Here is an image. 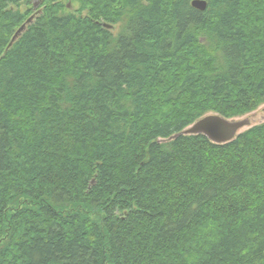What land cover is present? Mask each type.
<instances>
[{
  "label": "trees",
  "instance_id": "1",
  "mask_svg": "<svg viewBox=\"0 0 264 264\" xmlns=\"http://www.w3.org/2000/svg\"><path fill=\"white\" fill-rule=\"evenodd\" d=\"M74 1L0 0V264H264V121L179 133L264 103V0Z\"/></svg>",
  "mask_w": 264,
  "mask_h": 264
},
{
  "label": "water",
  "instance_id": "2",
  "mask_svg": "<svg viewBox=\"0 0 264 264\" xmlns=\"http://www.w3.org/2000/svg\"><path fill=\"white\" fill-rule=\"evenodd\" d=\"M40 0L33 1V8L35 9ZM191 5L199 10H204L206 8L207 2L204 0H191ZM41 9H37L35 13L31 14L13 33L8 46L20 36V34L25 29L26 25L31 22L35 14L40 12ZM104 26H107L104 24ZM109 26V25H108ZM107 26V27H108ZM264 111V107L263 110ZM249 119H234L226 118L217 113L203 114L194 121L190 126L185 127L179 133L181 134H204L209 140L215 143H226L229 142L238 134V130L248 125Z\"/></svg>",
  "mask_w": 264,
  "mask_h": 264
},
{
  "label": "rangeland",
  "instance_id": "3",
  "mask_svg": "<svg viewBox=\"0 0 264 264\" xmlns=\"http://www.w3.org/2000/svg\"><path fill=\"white\" fill-rule=\"evenodd\" d=\"M34 1H37V0H34ZM63 2L66 3L65 4L66 9L63 12H68V11H70L72 9H73V11L74 10H77V8L79 6L78 2L77 1H74V0L71 2V4H69L70 2L68 0H63ZM19 9H21V10L24 9V5H20L19 6ZM82 13L83 14L87 13V10L86 11H83ZM121 26H122V23L121 22L120 23H117L115 26L112 27L111 30H113V33L115 34V33H117L120 30L119 28H121ZM263 107H264V103L260 104L256 109H254L253 111H251V112H249L247 114L233 117L234 119H242V118H248L249 119L248 125H245V126L241 127L238 130V133H240V132L242 133V131L248 129L249 127L255 125L256 123H259V122H263L264 121V111H262L263 110Z\"/></svg>",
  "mask_w": 264,
  "mask_h": 264
},
{
  "label": "bare ground",
  "instance_id": "4",
  "mask_svg": "<svg viewBox=\"0 0 264 264\" xmlns=\"http://www.w3.org/2000/svg\"><path fill=\"white\" fill-rule=\"evenodd\" d=\"M190 3H191V0H190Z\"/></svg>",
  "mask_w": 264,
  "mask_h": 264
}]
</instances>
